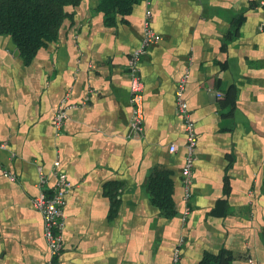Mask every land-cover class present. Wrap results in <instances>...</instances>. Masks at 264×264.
Masks as SVG:
<instances>
[{
    "label": "crops",
    "instance_id": "obj_1",
    "mask_svg": "<svg viewBox=\"0 0 264 264\" xmlns=\"http://www.w3.org/2000/svg\"><path fill=\"white\" fill-rule=\"evenodd\" d=\"M99 4L68 6L58 38L31 59L0 33V139L9 145L0 149V264L48 261L32 199L41 167L49 187L55 183L57 158L72 182L63 264H173L182 240L179 264L222 253L221 264H264L260 0H137L113 17ZM147 10L162 39L140 62L145 119L137 137L129 60ZM186 73L198 148L184 222L186 126L176 90ZM66 96L73 106L57 133L54 116ZM157 176L172 186L171 215L154 200Z\"/></svg>",
    "mask_w": 264,
    "mask_h": 264
},
{
    "label": "built area",
    "instance_id": "obj_2",
    "mask_svg": "<svg viewBox=\"0 0 264 264\" xmlns=\"http://www.w3.org/2000/svg\"><path fill=\"white\" fill-rule=\"evenodd\" d=\"M260 6L264 10V0H260ZM151 11L147 10L144 22V36L142 44L130 56V75H131V102L133 106L132 128L137 137L143 136L144 132V88L145 83L140 71V62L144 53L152 45L159 42L162 36L156 32L152 26ZM261 29L264 30V18L261 22ZM188 81V73L184 75L176 90L177 111L183 117L186 126V154L185 162L181 170L182 185L184 188V200L186 207L182 213L183 221H187L192 208L190 201L193 197V186L196 172L198 134L195 121L192 118L188 101L185 98V88ZM73 106L68 102V96L62 99L54 116V126L57 133H60L64 122L68 116V110ZM9 145L5 140L0 139V149L6 150ZM175 144L170 146L171 151H175ZM53 175L55 183L49 187V175L44 172L42 167L39 170L38 187L39 192L32 199L34 207L39 210L44 219V236L49 247V258L45 264H63L62 254L64 251V228L65 215L64 209L67 204V195L72 188V182L67 173L61 168V160L57 158L53 165ZM6 175L15 180L16 176L6 173ZM183 240L178 244L173 254V264H179L181 256V247ZM252 264H261L250 258Z\"/></svg>",
    "mask_w": 264,
    "mask_h": 264
},
{
    "label": "trees",
    "instance_id": "obj_3",
    "mask_svg": "<svg viewBox=\"0 0 264 264\" xmlns=\"http://www.w3.org/2000/svg\"><path fill=\"white\" fill-rule=\"evenodd\" d=\"M137 0H100L99 7L107 15L128 13ZM81 0H0V33L9 35L21 54L33 58L39 49L58 38L67 16V7ZM161 175L160 178H164ZM158 176L151 183L155 202L168 215L175 212L171 184H163ZM224 254H207L200 264H221Z\"/></svg>",
    "mask_w": 264,
    "mask_h": 264
},
{
    "label": "water",
    "instance_id": "obj_4",
    "mask_svg": "<svg viewBox=\"0 0 264 264\" xmlns=\"http://www.w3.org/2000/svg\"><path fill=\"white\" fill-rule=\"evenodd\" d=\"M10 45L12 46L11 48L13 49V50H15L16 51V53H19L20 52V50H19V48L17 47V44L14 42V40H13V38H11L10 39Z\"/></svg>",
    "mask_w": 264,
    "mask_h": 264
}]
</instances>
